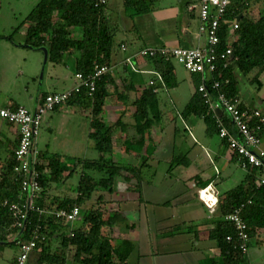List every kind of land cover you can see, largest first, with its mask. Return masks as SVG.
Masks as SVG:
<instances>
[{"label": "trees", "instance_id": "trees-1", "mask_svg": "<svg viewBox=\"0 0 264 264\" xmlns=\"http://www.w3.org/2000/svg\"><path fill=\"white\" fill-rule=\"evenodd\" d=\"M159 0H122L124 12L134 18L137 15L154 11ZM261 0H232L224 15L219 20V41L215 45L217 59L213 73H191L195 78L194 93L181 111L187 119L191 116L201 118L206 125V133L219 135L217 117L233 131L232 123L225 112L215 115L203 92L199 90L205 84L213 98L217 91L212 88L214 81H220L222 91L230 97H238V76H246L254 68L264 70V12L257 17H249L245 12L251 5ZM108 1L99 4V0H39L19 24L13 26L12 39L26 23L25 46L31 48L46 47L49 61L61 63L67 54H76L75 71L90 74L94 62L113 66L116 54L122 50L125 41L117 39L118 27L107 15ZM244 14V15H243ZM234 24L238 27L235 28ZM143 47V46H142ZM228 49L232 53L226 54ZM123 51V50H122ZM222 54H225L222 57ZM151 65L161 74L156 75L155 84L147 86L138 93L135 83L130 77H124L122 84L116 82L107 72L96 81V90L88 95L83 88L67 100L68 104H77L90 112L89 137L95 142L99 152L97 158L72 157L67 159L58 152L49 149L40 150L35 168L38 172L40 190L34 197L37 209H28L25 219L16 225V219L9 209L10 203L23 202L28 195L22 193V174L15 170V151L9 159L2 163L0 171V251L6 247L19 245L28 240L34 230H38L40 239L31 252L26 264H65L69 259L78 264H129L134 251V243L127 237L115 240L110 233L125 217L119 210H109L105 193L113 194L117 179L122 177L129 181L127 174L136 179L132 190L140 191L141 173L146 159L132 164L114 156L117 130L125 131L121 136V151L141 153L148 151L152 134L156 126L162 122L163 113L160 108L159 93L165 87H178L179 80L172 60L162 56L148 59ZM229 79V83H225ZM137 92L131 102L134 128L124 119L126 104L130 101V92ZM46 94H44L45 96ZM43 96V97H44ZM106 104L124 105V110L117 119L106 121L103 113ZM245 106V105H244ZM59 107V106H58ZM57 107V108H58ZM56 108V109H57ZM83 110V111H84ZM252 126L260 136H264V122L254 120ZM239 137V135H237ZM19 139V138H18ZM229 146V144H228ZM151 148V145H150ZM150 152H153V148ZM235 155L237 153L233 151ZM79 173V180L73 193L51 194L50 188L55 183H65ZM261 170L252 168L244 180L230 190L218 196V216L214 217L213 226L209 230V238L216 242L220 250L219 258L209 259L210 264H244L247 253L239 247L237 230L225 216L243 205L242 217L248 224L251 239L256 243L264 242V184L260 183ZM204 181L201 187L208 185ZM251 202H248V201ZM5 201L8 204L5 205ZM80 207V215L76 225L66 222L64 218L55 217L51 211L58 209L71 210ZM217 215V214H216ZM182 229V227H180ZM227 236L232 239L228 240ZM43 237V238H42ZM57 239L60 245L55 249L52 240ZM15 254L9 264H14Z\"/></svg>", "mask_w": 264, "mask_h": 264}, {"label": "crops", "instance_id": "crops-1", "mask_svg": "<svg viewBox=\"0 0 264 264\" xmlns=\"http://www.w3.org/2000/svg\"><path fill=\"white\" fill-rule=\"evenodd\" d=\"M107 1L106 12L112 21L117 23L119 41H125L124 44L128 46L126 51L121 50L116 54L111 75L119 84L124 82V77H130L135 83V88L139 89L138 93L147 86L153 74L134 72L122 63L126 56L133 54L142 46L197 47L207 44L208 32L201 29L202 22L198 9H191V6H197L200 0H175L177 3L174 9L157 8V11L147 13L148 15L159 13L155 16L157 20L155 19L154 33L161 39L157 42L151 38L153 41L149 39L151 41L149 43L142 40L144 35L147 36L149 29L146 27L141 29L142 27L136 23V18L142 14L130 18L124 12L122 0ZM23 12L25 10L21 11L20 7H14L10 8V13L7 12L6 16L0 15V106H24L34 111L44 94L65 91L76 84L75 65L78 55L67 54L63 62L53 63L48 60L46 47L25 46L28 23L17 32L20 34L18 41L15 35L9 39L8 36L15 26L13 18L16 19L17 13L23 14ZM263 12L264 0H261L253 3L245 15L255 18ZM133 60L142 70H155L148 59L134 57ZM175 73L179 82H182L184 79L178 77L176 66ZM195 77L191 75L189 78V82L194 84V89ZM244 77L250 83L256 84L259 89H264V70L254 68ZM238 80V97L243 105L259 109L264 114V107L259 105H264L263 101H259V104L251 101L249 104L240 90L242 76H238ZM158 90H163L160 91L159 98L164 125L156 126L151 140L147 141L154 149L153 152H150L152 149L149 145L148 151L142 150L141 153L118 156V159L127 160L132 164L146 159V165L141 173L140 191L132 190L137 181L132 174H127L130 177L129 181L122 177L118 178L115 192L104 194L110 201L106 204L107 208L119 210L125 217L122 222L110 229V233L115 240L127 237L134 243L135 248L129 258V264H186V262L210 264L209 259L220 257L216 242L209 238V230L213 226L214 217L218 216V210L217 206L214 212L209 210L200 197V190L210 186L209 188L218 197L221 193L237 187L248 172L241 167L237 155L225 139L220 136L219 139H215L206 133V125L205 123V126L201 125L203 121L201 118L191 116L184 119L181 116V111L194 92L188 99H181V107H179L178 99L175 101L169 94L170 89L162 87ZM136 93L130 92V101L126 104L124 116V119L131 124L128 129L131 134L134 128L132 115L135 110L131 102L135 99ZM70 105L73 104L60 105L53 112L48 113L50 120L56 119V125L51 128L62 131L60 127L62 121L68 123L67 128L71 130L81 125L83 119L79 118V115L82 114L83 109L74 104V107L79 108L74 113L69 110ZM123 110V104H106L103 115L106 121L115 120ZM59 113L60 116L55 117ZM108 116L110 118H107ZM45 122L43 121V125ZM197 128H200L203 134L200 139L193 134V129ZM125 134V131L118 129L116 137L121 138ZM189 134L191 136H187ZM70 135L68 142L77 144ZM18 138V127L0 118V171L2 163L16 150ZM261 138L264 146V136ZM124 139L122 137V140ZM35 147L40 151L38 140L35 142ZM166 165L168 168H165ZM204 181L209 183L202 188L201 184ZM75 223L76 221L72 224ZM183 225L187 226L186 230L180 228ZM194 226H197V234H194L192 229ZM261 236L264 237V232ZM253 240L255 238L251 239L244 264H264V242L261 245L254 244ZM256 246L258 252L252 250ZM4 250L0 251L2 257Z\"/></svg>", "mask_w": 264, "mask_h": 264}, {"label": "built area", "instance_id": "built-area-1", "mask_svg": "<svg viewBox=\"0 0 264 264\" xmlns=\"http://www.w3.org/2000/svg\"><path fill=\"white\" fill-rule=\"evenodd\" d=\"M232 0H200L196 6H191V9L199 8V18L202 22L201 29L207 30L208 40L204 46L197 47H181V46H143L137 49L133 54L126 56L122 63L128 66L134 72H149L153 76L161 79V74L156 70H142L134 62L133 58L149 59L155 56H162L165 60H177L190 73H213L216 70L215 61L217 59L215 45L219 41L218 28L219 20L224 15L228 5ZM106 0H99V4L105 3ZM237 28L238 25L234 24ZM128 46L122 44V50L126 51ZM232 50L228 49L226 54H231ZM225 54H222L224 57ZM109 71H113V66L107 64H99L94 62L92 73L86 75L82 72H76V84L68 90L61 92H53L46 94L42 99L37 109L29 110L24 106L4 107L0 106V118L15 124L18 127V145L15 150L16 165L15 170L22 174V193L28 195V198L23 202L10 203L9 209L12 211L16 225H20L25 219L28 209H37L34 204V197L38 196L40 185L38 181V172L35 168L38 162L39 150L35 147V142L42 128L45 116L53 112L58 106L63 105L75 93H80L83 88L87 89L88 95H92L96 90V81L101 76ZM150 85L155 84V79L151 77L148 81ZM225 83H229V79ZM220 81H214L212 88L217 91L216 97L213 98L207 90L205 84H201L199 90L203 92L206 102L210 108L215 111V115H219L217 108H221L225 112L233 127L234 134L217 117L219 127V136L227 141L229 147L237 153L239 163L243 169L249 172L252 168L261 170L260 183L264 184V146L262 138L255 131L252 122L257 120L264 122V114L259 109H253L244 106L239 97H230L221 89ZM210 187V186H209ZM206 187L200 190V197L207 205L211 212H214L218 204V197L215 192ZM205 193L206 196L203 195ZM210 197H208V195ZM248 202H251L250 200ZM8 204L5 201V205ZM243 205L236 208L232 213L225 216L226 220L234 223L237 230V246L243 253L249 251L250 235L248 232V224L242 217ZM55 217L64 218L66 222H73L80 215V207L74 206L71 210L58 209L51 211ZM43 238V237H42ZM40 239L38 230H34L31 237L26 241L19 242L20 252L17 255L14 264H26L28 257L36 247ZM231 240V236H227Z\"/></svg>", "mask_w": 264, "mask_h": 264}, {"label": "rangeland", "instance_id": "rangeland-1", "mask_svg": "<svg viewBox=\"0 0 264 264\" xmlns=\"http://www.w3.org/2000/svg\"><path fill=\"white\" fill-rule=\"evenodd\" d=\"M37 1L38 0H11V2H8V0H0V15L2 17H4V16H6L7 12L10 13V8L20 7L21 11L25 10V12H23V14L17 13V18L16 19L13 18L12 21L15 23V25H17L23 19L25 14L30 9H32L34 7V5L37 3ZM176 3L177 2L175 0H159L156 3V6H157V8H161L164 10L165 9H172V8L174 9V7L176 6ZM157 8L154 11H157ZM198 10H199V8H198ZM156 14H159V13L155 12V14H151V15L142 14L141 16L138 15L139 17L135 16V17H137L136 23H138V25L140 27H142L141 29H144L145 27L149 29L147 36L144 35L143 39H142L146 43L153 41L152 39L156 40L157 42L161 41V39H159V36L154 33V32H156V29L154 27L156 25V23H155ZM3 20H5V19H3ZM161 35H163V33H161ZM19 37H20V34L16 33L15 39L17 41H18ZM117 39L119 40V37H117ZM149 39H151V41H149ZM186 47H192V46L188 45ZM173 63L176 66L178 77L180 79H184V80L182 82H180L179 87H177V89L176 88L170 89L169 94L171 96H173V99L175 101L177 99L179 100V101L177 100V103H178L179 107H181V99L186 100L191 96V94L194 92V84L189 82V78L191 76V73L187 69H185V67L180 62H178L177 60L174 59ZM240 90H241V93L243 95V98L247 102H249V104L251 103V101L253 103H256V102L258 103L259 101H263V103H264V98H262V94L264 92V89H262V90L259 89L256 84L250 83L248 81V79L244 76H242V80H240ZM161 92H163V91H161ZM161 94L165 95L164 93H161ZM64 104H66V103H64ZM259 105L264 107L263 104H259ZM74 106L75 105H70L69 110L74 111V113H76L75 110L78 111L79 108H77L78 106L77 107H74ZM83 110H82V114L79 115V118L83 119V120H81V125H79L77 128H74L73 130H71L70 128H67L68 123H65L63 121L61 122L62 126H60L62 128V131L56 130V128H51V127H54L56 125V119L53 118L50 120V117H48L49 114H47L45 116V120H48V121L45 122V120H44L45 124L41 128V131L39 132V135L37 137L38 147L41 149L42 148L49 149V151H51V152H58V153L62 154L64 157H67V159H70L72 157L97 158L99 156V152L94 146L95 143H94L93 139L89 138L90 116L91 115H90L89 110H84V111ZM108 113H109V111H108ZM60 114L61 113L56 114V115L53 114V116L55 115V117H57V116H60ZM112 117H115V116H112ZM107 118H110V116H108ZM178 124L182 127L181 122H179ZM163 125H164V123L161 122L160 125H158V126L162 127ZM201 125L205 126L203 121H201ZM193 134L198 139H200V137L203 136L200 128L199 129L198 128L193 129ZM69 135L71 136V139L73 138V140H76L77 144H73V143L71 144L68 142V141H70L69 137H68ZM187 136H191V135L189 134ZM211 137L215 138V139H219L218 138L219 135L217 133L211 134ZM121 144H122V139L116 137L115 138V152H114V156L116 158H118V156L124 154L121 151ZM47 146H49V148H47ZM165 168H168V165H166ZM79 176H80L79 173H75L74 176L71 177L70 179H68L64 184L63 183L53 184L52 187L50 188V193L52 195L53 194H62V193L63 194L73 193L74 189L78 183ZM118 185H119V183H118ZM73 225H76V223L72 224V226ZM182 227H183L182 228L183 230H186L187 226L183 225ZM192 229L194 230V234H197V232H196L197 226H194ZM252 242L254 244H256L255 240H253ZM59 245H60V242L57 241V239L52 240V247L54 249L56 247H58ZM252 250H257V252L259 251L257 246L254 247ZM19 252H20L19 245H15V246L6 248L4 250L3 257L0 255V264H9V259H12L13 254H15V253L19 254ZM65 264H78V263L73 261L72 259H69ZM186 264H191V263L186 262Z\"/></svg>", "mask_w": 264, "mask_h": 264}, {"label": "water", "instance_id": "water-1", "mask_svg": "<svg viewBox=\"0 0 264 264\" xmlns=\"http://www.w3.org/2000/svg\"><path fill=\"white\" fill-rule=\"evenodd\" d=\"M217 112L218 113H221L222 112V109L221 108H217Z\"/></svg>", "mask_w": 264, "mask_h": 264}, {"label": "bare ground", "instance_id": "bare-ground-1", "mask_svg": "<svg viewBox=\"0 0 264 264\" xmlns=\"http://www.w3.org/2000/svg\"><path fill=\"white\" fill-rule=\"evenodd\" d=\"M205 193H206V192L203 193L204 196H206ZM207 195H208V194H207ZM208 197H210V196L208 195Z\"/></svg>", "mask_w": 264, "mask_h": 264}]
</instances>
